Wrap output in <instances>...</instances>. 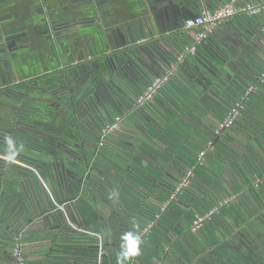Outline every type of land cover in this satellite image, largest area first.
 <instances>
[{"label": "crops", "instance_id": "0c3cea01", "mask_svg": "<svg viewBox=\"0 0 264 264\" xmlns=\"http://www.w3.org/2000/svg\"><path fill=\"white\" fill-rule=\"evenodd\" d=\"M104 1V29L102 34L100 32L101 40L96 34L100 30L94 27L96 21L93 19L83 32L79 29L81 27H76L73 32H80L87 37L84 45L88 46V56H98L113 49V41L122 26L127 23L133 25V47L125 49L124 53L119 52L116 57L110 56L103 61L101 67L106 73L112 74L116 87H128L127 90L136 96L142 94L153 78L175 66L170 80L147 103L146 109H150L151 114L159 118L161 125H153V129L151 127L156 135L153 137L152 132L145 130L144 124L137 125V117L134 118L135 121L129 118L128 102H121L120 111L115 114L121 116L118 129L108 136L105 144L116 147L110 149L117 155L118 171L124 176H132L133 181L130 183L109 177L107 173L99 174L88 167L82 178L74 172L59 177L53 170V187L42 185L39 177L43 180L44 176L34 172L36 176L33 181L37 183L35 187L31 182V185L28 183L23 186V190L18 189L22 186L15 189L11 187V190L4 193L0 190L3 201L0 216L6 221L5 229L0 233V264H13L11 255L8 256L5 251H10L15 233L21 236L24 256L32 264L116 262L118 252L115 248L121 239V235L116 233L117 219H108L107 226L102 221L94 222L99 206H108L110 194H116L117 200L120 196L124 199L131 198L136 202V208L153 207L161 218L163 211L160 206L164 201L160 203L157 195L143 199L139 189L142 188L144 194H147L148 187L138 178L145 175L180 176V164L187 168L190 162L195 161L197 153L212 140L215 126L225 118L227 110L238 98L242 88L254 82L258 83V78L252 76L255 64L249 41L253 40L264 46V37L259 34H264V11L257 16L260 23L257 33L253 32L257 26L239 13L215 25L207 37L198 41L195 39V28L179 26L172 29L169 26L170 18L185 19L220 7L227 0ZM246 2L259 4L264 0ZM145 19L150 24L149 33L147 30L140 31ZM255 33L258 35L254 36ZM139 39L142 42L145 39L148 41L136 44ZM96 43L100 44L96 46ZM186 46H197L198 51L195 54L185 53ZM244 46H249L248 50L241 51ZM78 47L76 45L75 48ZM181 54L185 58L180 62L178 57ZM239 54L238 58L236 55ZM260 72H264V68ZM234 77H238L240 81L235 82V87H231L229 83ZM118 89L120 91L119 87ZM129 138L133 140V148L126 145L130 142ZM213 140V150L206 153L204 164L194 171L187 190L189 193L178 196L171 205L202 211L230 198V203L215 214L206 226L210 232L216 230L215 234H218L221 228L224 229V224H230V221L236 223L224 234V239L226 242L232 240L241 243L244 242L242 230L248 224L247 220L252 219L248 218L261 216L264 212V181L255 186L256 179L264 172V83L257 84L256 90L250 95V100L245 102L242 114L232 127ZM107 156H103L106 161ZM101 168L104 170V167ZM78 184L86 187L83 190L79 187L77 191ZM42 187L48 192L50 199L46 209L35 208V211H26L23 214L13 211L10 203L18 195L24 196L27 201L35 200L40 195L37 189ZM160 189L163 187L160 186ZM128 190L134 197L131 194L127 197ZM60 199H64V202L58 203ZM60 204L67 206L72 229L69 230L68 225H65L57 233L56 229L63 225L62 216L55 209ZM213 227L215 228L212 229ZM99 228L102 229L101 233L98 232ZM139 236L143 238L141 234ZM100 239L103 246L101 257L98 254ZM96 244L98 251L95 253L91 248ZM141 245H145L143 240ZM261 253L264 254V249L259 250V254ZM140 256L147 264H184L185 261L181 251L171 254L165 251L156 253L153 250L149 253L142 250ZM236 258V264H244L240 254H236ZM8 260L10 263H6Z\"/></svg>", "mask_w": 264, "mask_h": 264}, {"label": "flooded vegetation", "instance_id": "af4514ba", "mask_svg": "<svg viewBox=\"0 0 264 264\" xmlns=\"http://www.w3.org/2000/svg\"><path fill=\"white\" fill-rule=\"evenodd\" d=\"M104 3V0H0L2 193L12 189L9 183L11 174H19L30 166V170L44 176L49 187H53V169L59 177L74 172L82 178L88 168L82 148H101L99 133L120 111L122 102L121 92L115 86L112 74L106 73L101 65L110 56L116 57L124 45L132 46L134 42L133 25L127 23L117 31L112 47L116 53L113 55L88 56L85 51L80 55L74 52L76 45L83 46L87 40L84 34L73 32L76 27H81L79 29L83 32L86 25L94 20V27H98L102 34ZM95 10L99 12L96 14ZM257 28L253 32L257 33ZM256 33L254 36L258 35ZM259 34L264 37V34ZM63 44L66 53L60 57ZM251 47L252 57L258 55L262 60L261 66L259 61H253L252 76L259 80L264 73H259L258 69L264 68V46L254 41ZM25 65H31L32 71L21 74L16 68ZM61 65L65 66L64 71L58 70ZM243 95L241 92L237 99ZM249 100L250 94L243 101L239 116ZM6 136L13 137L18 146L22 145L12 163L6 159ZM47 158H50L53 169H46L42 163ZM35 184L32 185L35 187ZM161 192L160 200L170 194L167 186ZM118 202L122 211L126 208L130 216L118 219L115 223L116 233L121 236L127 231L141 234L145 244L144 247L141 245V251H165L171 254L181 251L185 261L202 260L203 263L218 264L220 261L222 264H236V254H240L244 264H264L263 258H259V250L264 249V212L245 224L242 230L244 242H226L224 239L226 243L221 245L224 241L215 243L218 237L216 230L212 234L206 226L215 215L200 230L193 232L190 229L192 214L199 209L184 210L170 203L160 218L153 207L136 208V202L131 198L120 197ZM133 224L138 228H133ZM235 224L231 221L224 224V230L219 233L225 238L224 234ZM207 253L209 257L205 259Z\"/></svg>", "mask_w": 264, "mask_h": 264}, {"label": "built area", "instance_id": "2783aa9c", "mask_svg": "<svg viewBox=\"0 0 264 264\" xmlns=\"http://www.w3.org/2000/svg\"><path fill=\"white\" fill-rule=\"evenodd\" d=\"M264 11V2L259 4H254L250 2H246L245 0H227L225 4L220 7H217L213 10L202 11L199 14L194 16H190L184 19V27L185 28H195V39L200 41L201 39L207 37V35L212 31L213 27L218 23L227 20L237 14H244L249 17L256 18L261 12ZM185 53L195 54L196 46H186L184 48ZM185 58L184 54H181L178 57V60L181 62ZM175 70V66H171L168 70H166L161 76H157L153 78L145 87L144 91L141 95L136 98V103L141 106L146 102L150 101L154 95L159 92L163 88V86L170 80L173 72ZM259 82H264V73H262L259 77ZM254 86L248 87L244 95L240 97V99L235 100L232 105L227 110L226 116L224 119L219 121L214 129V135H221L223 131L229 129L234 123L237 117L239 116L240 110L243 107V101L247 98V96L254 91ZM121 120V116L116 115L112 122L107 126L103 127L101 134L100 145H102L103 140L110 134L114 133L118 129L119 122ZM213 149L212 141H208L206 147L201 149L197 153L196 161L194 166L189 168L181 180L175 185L172 192L169 194L167 199L160 206V210L164 211L167 206L174 202L178 195L182 194L184 190H186L191 183V179L194 175V168L202 166L204 164V159L206 153ZM264 181V172L260 177L256 179L255 186L259 185ZM231 199H223L217 204H215L211 209L206 211H195L192 214L190 229L193 232H197L200 230L204 223L207 220H210L215 214H217L220 209L227 204ZM159 215V214H158ZM157 216V215H156ZM101 239L99 241V256L101 257ZM11 257L13 260V264H32L29 263L23 253V242L20 235H16L13 240V245L11 248ZM103 257V256H102Z\"/></svg>", "mask_w": 264, "mask_h": 264}, {"label": "water", "instance_id": "95a60500", "mask_svg": "<svg viewBox=\"0 0 264 264\" xmlns=\"http://www.w3.org/2000/svg\"><path fill=\"white\" fill-rule=\"evenodd\" d=\"M99 11H97V10H95V12L94 13H98ZM127 15V13L125 14V16ZM192 16H194V15H192ZM190 17V16H189ZM169 19V18H168ZM170 21L171 22H169L170 24H169V26H171V28L172 29H177V28H179V26L180 27H182V26H184V19H182V18H175V17H173V18H170ZM141 28H140V31H144L145 32V30H147L148 31V33H149V31H150V24H149V22H148V20L147 19H145L144 20V25L143 24H141V26H140ZM96 34H97V36H98V38L101 40V38H100V33L98 32V31H96ZM79 35V34H78ZM244 39V38H243ZM142 40V39H141ZM140 39L139 40H137L138 42H136V44L138 43V44H140V43H144V42H146V41H148V40H143V42L141 41ZM135 42V41H134ZM134 42H133V45H134ZM249 43H250V46H252L253 44H254V41L253 40H250L249 41ZM98 44H100V43H96V46L98 45ZM135 44V45H136ZM242 44H245V43H242ZM133 45L132 46H128V45H124L122 48H120L119 50H118V53L120 52V53H124L126 50L125 49H130L131 47H133ZM85 46L86 45H84L83 44V46L82 45H79V47L76 49V50H74V52L77 54V55H80V53L81 52H84V50H85ZM90 46V45H89ZM243 46V45H242ZM91 47V46H90ZM248 47L249 46H247V47H245L244 46V48H243V50H241V51H245V50H248ZM96 48V47H95ZM94 48V49H95ZM94 51V50H93ZM109 52V51H108ZM108 52H106V54L105 55H107V56H109V55H111L112 53L114 54V53H116V51H114V49H112L109 53ZM66 53V49H65V45L63 44L62 45V48L60 49V57L63 55V54H65ZM234 54V53H233ZM236 54V53H235ZM240 54L242 55L243 53L242 52H240ZM240 54L239 55H236L238 58L240 57ZM213 57V56H212ZM114 59V58H113ZM253 61L255 62V63H257L258 61V64H261V62H262V60L259 58V57H255V58H253ZM254 63V64H255ZM254 64H253V66H254ZM64 69H65V66L64 65H61L60 66V68L58 69V70H63L64 71ZM196 70H197V68H196ZM205 70L208 72V69H206L205 68ZM240 81V79L238 78V77H234L233 79H232V81L229 83V85L232 87V86H234L235 87V82L236 83H238ZM215 83H217V84H219V82H215ZM222 83V82H221ZM262 83H264V82H259L258 81V83L257 84H262ZM211 84V83H210ZM212 84H213V82H212ZM211 84V85H212ZM257 84L254 82V83H251V84H249V85H246V87L244 88H242L243 90H242V93H244L245 92V90L248 88V87H250V86H257ZM119 88H120V92H121V94H122V102H128V106H129V112H128V115H129V118L130 119H132L133 121H135V119H134V117H133V115L132 114H138L139 116H141L142 118H144V117H146V115L142 112V109H139V105L136 103V98L139 96V95H134V93H131V91H129V90H127L128 89V87H125V86H122L121 87V85L120 86H118ZM122 88H124V90H122ZM230 89V88H229ZM160 92V91H159ZM254 92V91H253ZM252 92V93H253ZM252 93H250V95L252 94ZM248 100V99H247ZM149 118V117H148ZM160 121V120H159ZM144 124V126H145V130L147 131V132H149V130L151 129V126H150V120L149 119H147V120H145V122L143 123ZM136 126L137 125H135V128H136ZM152 129H153V126H152ZM220 136V135H219ZM153 137H156V135H155V133H153ZM130 139V142L128 141L127 142V144L126 145H129V146H132V148H133V146H134V144H133V140L131 139V138H129ZM164 141V140H163ZM161 146V145H160ZM111 147V146H110ZM111 148H116L115 146H112ZM164 150H165V148H164ZM92 151H94L95 152V154H94V157L96 156V154H97V150L95 151V150H92ZM93 157V158H94ZM92 158V159H93ZM43 164H44V166H46V169H49V168H52V162H49V161H43L42 162ZM26 169H28V170H30L31 168L29 167V168H26ZM53 169V168H52ZM54 170V169H53ZM31 171V170H30ZM33 171V170H32ZM105 173H107L106 171H105ZM262 175V174H261ZM260 175V176H261ZM36 176V175H35ZM40 176V175H39ZM31 177V178H30ZM28 176L27 174H11V177H10V179H9V183H10V185H11V187L13 188V189H15L16 187H20V186H22V187H20V188H18L19 190H23V186H27L28 185V183H29V181H32L33 180V176ZM41 177H39V180H40V182H41V184L42 185H45L46 186V181H45V179H43V180H41L40 179ZM102 178H104V177H102ZM60 181V180H59ZM114 184H115V182H113ZM79 185V184H78ZM39 186H41V185H39ZM79 187H80V185L79 186H77L76 188H77V191H79ZM86 187V186H85ZM85 187H80V190H83ZM39 190V191H38ZM188 190V189H187ZM187 190H184L183 191V193L184 194H187V193H189ZM37 191L40 193V195L38 196V197H36V199L35 200H32V201H27L26 199H25V197L24 196H22V195H18L17 196V198L14 200V201H12L11 203H10V206H13L12 207V209H13V211L16 213V211H19V212H21L22 214L23 213H25L26 211H29V212H32V210L33 211H35V208H38V209H46L47 207H48V204H49V202H50V199H49V195H48V192L47 191H45V189L42 187L41 189L40 188H38L37 189ZM182 193V194H183ZM182 194H180V195H178V196H181ZM133 197H134V195H132ZM118 197H119V193H118ZM121 197V196H120ZM110 201H109V205L108 206H99V211H98V214H97V216L95 217V220H94V222H96V221H98V222H100V221H102V224L104 225V224H106V226H107V222H108V219H112L113 220V218H116L117 219V221H118V219L120 218V217H124V216H126L127 214H128V216H130V213H128V211L126 210V208H125V211H122V207H121V205H119V202H118V200H119V198H118V200L116 199V194L115 195H112V194H110ZM96 199H98V197L96 196ZM118 202V203H117ZM118 204V205H117ZM3 205V201H2V197H1V195H0V207ZM193 208H195L194 206H193ZM55 209H57L59 212H60V214H61V216H62V218H61V220H62V223L61 224H63L62 225V227H60L59 229H56V232L57 233H59L61 230H63L64 229V227H65V225H68V228H69V230L70 229H72V227H71V224L69 223V220H68V216H69V214H68V209H67V206H65V205H63V204H60V206H58V207H56ZM183 209L185 210V209H187V207H183ZM124 210V209H123ZM253 217V216H252ZM251 216L248 218V219H250V218H252ZM4 219L0 216V233H2L3 231H4V229H5V226H6V221H3ZM247 221H249V220H247ZM108 228V227H107ZM106 228V230H108ZM96 230V229H95ZM95 230H94V233H95ZM106 230H104V231H106ZM224 229L223 228H221V231H223ZM101 231H102V229L101 228H99L98 229V232L99 233H101ZM19 234V233H18ZM16 236V233L13 235V238ZM216 237H217V235H216ZM120 241V240H119ZM119 241H118V243H117V246H116V248H115V250L117 251V252H119ZM222 241H224V237H223V235H221L220 236V233H218V237L216 238V242L215 243H218V242H222ZM226 242L224 241L221 245H224ZM4 250V249H3ZM111 250V249H110ZM5 254H8V256H9V254H11L10 253V251L8 250V251H5ZM113 254V253H112ZM207 256L205 257V259H207L208 257H209V253H207L206 254ZM261 255V258H262V256H263V254H260ZM110 256H111V254L108 256V258L110 259ZM140 257V258H139ZM0 259H2V256L0 257ZM5 261V260H4ZM259 261H261L260 259H259ZM6 263H10V260H8V261H6ZM109 263H110V261H109ZM191 262H187V261H184V264H190ZM220 264H222V261H220L219 262ZM112 264H116V262H113ZM130 264H147V263H145L144 262V259H142L141 258V256L139 255L138 257H135L134 259H133V261H131L130 262ZM191 264H218L217 262H212V263H203V261L202 260H197V261H195V262H192Z\"/></svg>", "mask_w": 264, "mask_h": 264}, {"label": "trees", "instance_id": "16d2710c", "mask_svg": "<svg viewBox=\"0 0 264 264\" xmlns=\"http://www.w3.org/2000/svg\"><path fill=\"white\" fill-rule=\"evenodd\" d=\"M244 17H246L248 20H251L255 24V26H260L259 25L260 23L258 22L257 17L254 18V17H249V16H246V15H244ZM197 48L198 47L196 46V51H198ZM258 69H262V68L258 67ZM150 101H148V102L145 103L146 106H145V104L139 106V109H142V112L146 115V117L142 118L138 114H136V115L135 114H132L134 118L137 117V119H136L137 122H138L137 125L143 124L145 122V120H147V119L150 120V126L151 127L153 125H155V126L161 125V123L159 121V118L157 116L151 114V110L150 109H146L148 107L147 106V103H149ZM112 120H113V118H111V121L110 122H112ZM176 130H178V128ZM150 132H152V134H153V131L151 129L149 130L148 133H150ZM114 133H112V134H114ZM112 134H110V135H112ZM99 135H100V133H99ZM110 135H108V136H110ZM108 136L103 140L102 145H100L101 148L95 149V151L97 150V154H96L95 157H94V154H95L94 151H89V150H87L84 147L82 148L83 149V152H84V150L87 151V153H84V155H85L84 157H85L86 161L88 162L87 167H91L90 170H95L99 174L100 173H105V171H106L107 172V175L109 177H112L114 179L118 178L120 181L122 179L123 182L130 183L131 181H133V177L132 176H128V177L127 176H124V175L121 174V172L118 171V167H117V163H116L117 162V157H116L117 155L112 152V149H110L111 148L110 146H108L107 144H105ZM218 137H219L218 135H214L213 136V138L211 140L213 144H214V140L213 139L214 138H218ZM111 138H113V137H111ZM167 150H168V148H167ZM106 155H108L106 157L107 158V161L105 160V158H103V156H106ZM195 161H196V157H195ZM195 161L194 162H190V164H189V166L187 168L180 164V166H179V171H180L179 175L180 176H166L165 177V176H160V175H157V176L145 175V176H143L141 178L139 177L138 179L141 180L148 187L147 194H144V192L142 191V188L139 189V191L142 192V193H139V194L142 195V198L143 199H148L149 196H151V195H157V197L160 199V196L162 195L160 186H162L163 189L166 188V186H167L168 189L170 188L169 190H173V188L181 180V178L183 177V175L185 174V172L189 168H191L192 166H194ZM103 162H104V165H102ZM101 166L104 167V170L101 168ZM196 168L197 167L194 168V171H195ZM12 169L15 170V171H17V168L15 166H12ZM20 174H27L29 177L30 176H33V178H35V173L32 170L30 171V170H28L26 168H24ZM165 179H166V181H165ZM32 182L35 183V181H33V180H32ZM118 191H120V189H118ZM129 194L133 195L128 190L127 197L129 196ZM167 197L168 196H166V195L163 196L161 198V200H160V203H162L165 200V198H167ZM122 198H124V197H122ZM63 202H64V199L58 200V203H63ZM128 213H130V212H128ZM126 216H128V214ZM13 240H14V238H13ZM120 244H121V239L119 241V249H120ZM97 247L98 246L96 244L95 246L93 245L91 249L96 253L98 251V248Z\"/></svg>", "mask_w": 264, "mask_h": 264}, {"label": "clouds", "instance_id": "9594fccd", "mask_svg": "<svg viewBox=\"0 0 264 264\" xmlns=\"http://www.w3.org/2000/svg\"><path fill=\"white\" fill-rule=\"evenodd\" d=\"M5 143L7 145V162L12 163L22 149V145L18 146L11 136L5 137ZM133 228H138V225L133 224ZM141 244V237L137 233L133 231L125 232L121 236V244L116 257V264H130L135 257L141 255Z\"/></svg>", "mask_w": 264, "mask_h": 264}, {"label": "rangeland", "instance_id": "374dc122", "mask_svg": "<svg viewBox=\"0 0 264 264\" xmlns=\"http://www.w3.org/2000/svg\"><path fill=\"white\" fill-rule=\"evenodd\" d=\"M88 47V46H87ZM85 48H86V46H85ZM88 48H86L84 51H85V53H87V50ZM17 70H19L20 71V73L22 74V73H28V72H30V71H32V66L31 65H25V66H17V68H16ZM84 153H87V151H85L84 150ZM45 161H49V162H51V160H50V158H47ZM26 166H28V165H26ZM31 167V166H30ZM5 183H7V182H5ZM8 184V183H7ZM30 185H31V183H29ZM262 258H263V260H264V254H263V256H262ZM192 263V262H191ZM190 263V264H191ZM264 263V262H263Z\"/></svg>", "mask_w": 264, "mask_h": 264}, {"label": "bare ground", "instance_id": "6f19581e", "mask_svg": "<svg viewBox=\"0 0 264 264\" xmlns=\"http://www.w3.org/2000/svg\"><path fill=\"white\" fill-rule=\"evenodd\" d=\"M254 88H255V89H254V91H255V90H256V87L254 86Z\"/></svg>", "mask_w": 264, "mask_h": 264}]
</instances>
